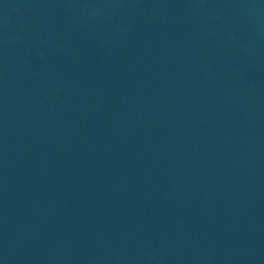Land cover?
I'll return each instance as SVG.
<instances>
[{
    "label": "water",
    "instance_id": "water-1",
    "mask_svg": "<svg viewBox=\"0 0 264 264\" xmlns=\"http://www.w3.org/2000/svg\"><path fill=\"white\" fill-rule=\"evenodd\" d=\"M0 264H264V0H0Z\"/></svg>",
    "mask_w": 264,
    "mask_h": 264
}]
</instances>
